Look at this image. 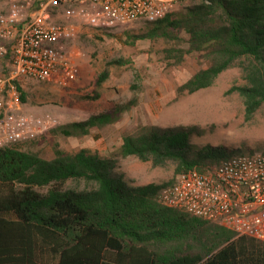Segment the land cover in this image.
I'll use <instances>...</instances> for the list:
<instances>
[{
  "label": "trees",
  "instance_id": "1",
  "mask_svg": "<svg viewBox=\"0 0 264 264\" xmlns=\"http://www.w3.org/2000/svg\"><path fill=\"white\" fill-rule=\"evenodd\" d=\"M139 38H177L187 48L165 49L171 64L198 54L209 65L181 83L179 94L213 85L238 64L246 84L234 87L253 116L264 105V0H202L186 13H168ZM103 71L99 87L107 78ZM22 101L27 92L14 80ZM97 96H99L97 94ZM130 104L61 127L64 134H88L114 122ZM197 127L145 125L122 137L120 153L156 166L174 165L175 177L130 184L118 159L87 148L69 152L55 145L52 159L28 151L22 142L0 147V264H264V242L237 236L225 226L163 205L160 189L189 169L206 170L238 152L224 145L197 147ZM86 181L78 189L69 182ZM45 192L39 189H45Z\"/></svg>",
  "mask_w": 264,
  "mask_h": 264
},
{
  "label": "rangeland",
  "instance_id": "2",
  "mask_svg": "<svg viewBox=\"0 0 264 264\" xmlns=\"http://www.w3.org/2000/svg\"><path fill=\"white\" fill-rule=\"evenodd\" d=\"M7 1L0 0V11L6 8ZM196 4L194 0H181L173 12L181 16ZM149 24L115 30L83 28L69 48L78 70L76 78L64 83L19 79L27 92L26 101L21 100L11 81L6 95L17 99L23 111L51 119L46 130L22 141V147L47 159L54 158L56 143L69 152L87 148L101 156L115 157L118 170L125 172L133 185L175 177L173 164L156 166L134 155H121L123 135L145 125L197 127L198 134L191 136L197 147L224 145L239 149L237 153L264 150V105L248 116L243 96L234 89L246 84L241 67L236 64L224 70L210 87L179 94L178 86L207 67L209 61L198 54H185L182 63L171 64L174 59L168 58L165 49L173 45L188 47L183 29L172 30L178 39L156 36L139 38L131 44L128 33H145ZM103 71L108 76L98 87L96 79ZM7 72L5 60L0 63V76ZM127 103L130 108L122 110L114 122L88 134L67 135L61 130L71 122ZM69 185L78 189L93 186L86 181H71ZM39 190L45 192L47 188Z\"/></svg>",
  "mask_w": 264,
  "mask_h": 264
},
{
  "label": "built area",
  "instance_id": "3",
  "mask_svg": "<svg viewBox=\"0 0 264 264\" xmlns=\"http://www.w3.org/2000/svg\"><path fill=\"white\" fill-rule=\"evenodd\" d=\"M181 0H8L0 11V147L46 130L51 119L23 111L5 94L14 80L64 83L77 76L69 48L85 27L115 30L158 21ZM199 3L202 0H194ZM165 206L215 221L264 242V150L240 152L206 170L189 169L164 185Z\"/></svg>",
  "mask_w": 264,
  "mask_h": 264
}]
</instances>
